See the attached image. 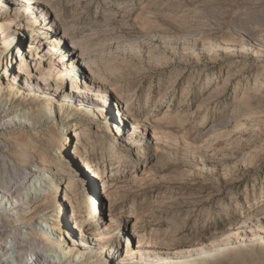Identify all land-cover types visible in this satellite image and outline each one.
Masks as SVG:
<instances>
[{
  "label": "rangeland",
  "instance_id": "obj_1",
  "mask_svg": "<svg viewBox=\"0 0 264 264\" xmlns=\"http://www.w3.org/2000/svg\"><path fill=\"white\" fill-rule=\"evenodd\" d=\"M36 1L60 29L66 47L76 49L86 75H59L51 67L50 78L60 82L49 81L46 89L65 94L87 80L117 104L109 115L104 105L89 112L83 106L80 114L73 105L61 111L54 105L48 113V102L37 91L38 101L11 113L16 120L25 115L21 122L30 129H18L24 133L14 140L13 127L0 126V187L19 184L22 176L23 184L32 186L29 170L42 160L63 170L55 181L72 182L65 193L68 212L74 213L68 227L76 222L80 230H94L97 214L87 213V193L99 203L100 225L120 222L103 252L109 248L123 255L126 237L135 247L140 235L147 251L215 249L187 264H264V0ZM14 15L9 35L15 27L23 30L24 20L35 22L31 34L17 32L23 44L16 61L0 55L1 73L9 79L27 44L47 34L35 11L19 7ZM0 23H6L1 12ZM29 50L37 55L24 56L20 74H41L67 54L65 47ZM117 109L140 125L136 139H141L133 148L132 141L123 143L111 131ZM120 125L130 128L128 121ZM75 129L81 139L69 145L98 174L74 172L69 145L58 161L64 133ZM38 180L42 190L48 188L47 173ZM101 181L108 184L105 198ZM45 251L49 264L60 262L52 260L50 246ZM99 252L96 247L92 256Z\"/></svg>",
  "mask_w": 264,
  "mask_h": 264
},
{
  "label": "bare ground",
  "instance_id": "obj_2",
  "mask_svg": "<svg viewBox=\"0 0 264 264\" xmlns=\"http://www.w3.org/2000/svg\"><path fill=\"white\" fill-rule=\"evenodd\" d=\"M36 4V0H30L29 3L25 0H0L1 16L6 19V23H0V55L4 53L6 56L5 59L9 58L11 60L10 62L13 60L16 61L21 45L23 44V37L18 35L17 32H21V34H31L34 32L29 25L35 21L29 22L24 20L23 30L22 28L15 27L14 33L9 35L10 27L15 19L14 11L17 10V8L20 7L23 8V10L30 9L35 11L36 18L42 17L40 21L45 22L42 26L47 28L43 30L47 32L44 38L38 39L37 42L28 43L26 50H23V52L21 51V56L23 57H20V60H18L19 64L18 62L16 63L17 71L13 73L10 79V75L7 74V76L4 77L6 72L1 73L2 70H0V99L3 101V105L0 106V126L6 127L7 125L13 127V135H15L14 140L19 139L24 133V130L21 131L18 129H30L31 127L26 121L21 122V120L25 119V115L18 116L16 120L17 114L11 115V113L17 110L19 106L34 104L39 98L45 99L48 102V105H46V111H48V113L52 111V108L56 110L54 105H57L56 107L59 111L63 109V105L67 104V107H72L73 105L76 114L81 113V107L83 106H85L86 111L89 112V110L92 109L98 110L100 107L103 108L102 105H104L106 110L104 114L109 115L116 108L117 104L116 101L113 103L108 102L110 95H108L107 90L104 91L98 87H94L93 84L87 82V80L78 86H73L72 89H69V92L65 94H60V92H57L55 89H46L49 81L53 83L60 82L59 78H50V73L52 72L50 69L51 67L56 69V73L59 75L77 73L82 79H85L86 75H84L85 73L82 70V59L80 58L79 60L78 56L74 54L76 49L74 50L70 44L66 47L60 29H57L53 19L47 15L46 11L43 9L38 10L40 9L38 8L40 5ZM6 6H9L11 10L7 11ZM35 46H42V48L44 47L46 49L49 47L51 51L65 47V52L67 54L59 56L55 63L49 62L51 66H49V68L45 66L43 68L44 72L41 74H20L23 69V63L21 61H23L24 56L26 57L27 55L31 60L36 57V53L31 54L27 52L30 51V48ZM69 52L71 53L68 54ZM46 53L48 54L50 52L46 51ZM14 90L16 93H14ZM37 91L42 94L39 98L37 97ZM22 92H24V98L19 96ZM43 95H45V97ZM29 96L32 100L26 103L24 100ZM98 99L101 103L98 102ZM123 110L124 109H117V126L114 129L111 128V131H115L116 137L120 135V140H123V143L132 141L131 144H133V146L131 148H133L134 144H137L141 139H136V132L140 129V125L136 120L127 117L126 111ZM43 113L45 116L48 115L47 112ZM94 114L97 118L100 115H98L97 111H95ZM105 115H101L103 116V120L106 119L104 118ZM122 121H128L130 128L125 129L123 125L121 129L120 122ZM78 130L80 129H75L69 133L66 131L64 133L60 145L63 151L60 150L56 153L59 162L63 161L64 149L69 145V141L75 140L78 143V140L81 139L79 138ZM125 130H127V132ZM88 135V133H82V136ZM53 137L51 136L49 141H52ZM58 146L59 145H57V147ZM68 148L71 150V153H69V160L73 163L74 172H78L81 175L82 173H87V171H90L92 174L99 173L94 166L90 165L85 155L83 157L79 156L77 154V149H73L70 145ZM34 166V169L29 170V174L33 176L31 179L35 181L32 186L24 185V177L22 176L19 184L6 185L3 183L4 186L2 185L0 187V217H4V219H0V264H49V258L47 259L46 256H44L46 254V246L51 247L52 251L51 253L49 252V254L55 256H53L52 260L58 258V262L60 261L59 263L57 262L58 264H187L192 257H200L204 254L214 252L215 250L214 248L211 250L196 248L185 251L184 253H158L150 250L147 251L143 247L142 237L140 235H135V247H132V240L128 243L129 238L126 237L127 244L124 247L123 255L109 248L103 252L104 247L109 243V239L112 237L116 227H119L120 222L118 223L109 217V220L117 223L116 227H114L115 225H109V223L105 226L100 225L98 222L99 203L93 196L87 193L85 195L86 201L84 202L87 213L89 217L97 214L94 221V230H86L85 227L80 230V226H78L76 222L74 228H72V226L68 227V225H70L68 220L74 217V213L72 210L68 212L67 203H69L70 198L65 193L71 190L72 182L69 181L61 184L54 180V177L63 171L59 165H54L53 170V168L51 169L49 167L48 163L46 164L41 160L38 163L36 162ZM44 173H47V177L50 178V180L48 188L42 190L41 181L38 180V178ZM35 176L38 178H35ZM91 179L93 180V177ZM36 182H39L37 186ZM104 182L105 181L100 182L102 186L100 195L102 198L107 196L108 191V184ZM89 185L90 192H92L93 182L90 181ZM64 186L65 188H63ZM8 223L13 225L12 228L9 229L6 226ZM9 233H12L9 236L10 242L6 244L3 239L4 236ZM96 247L99 248L100 254L101 252L103 253L100 256L95 255L97 257H93L92 253L95 252ZM39 258L41 260H39Z\"/></svg>",
  "mask_w": 264,
  "mask_h": 264
},
{
  "label": "built area",
  "instance_id": "obj_3",
  "mask_svg": "<svg viewBox=\"0 0 264 264\" xmlns=\"http://www.w3.org/2000/svg\"><path fill=\"white\" fill-rule=\"evenodd\" d=\"M98 184H100V183H98ZM99 190H100V192L102 191V186H101V184H100V186H99Z\"/></svg>",
  "mask_w": 264,
  "mask_h": 264
}]
</instances>
